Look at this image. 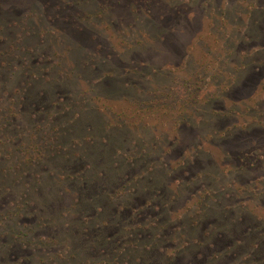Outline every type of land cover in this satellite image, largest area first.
<instances>
[{
    "label": "rangeland",
    "instance_id": "374dc122",
    "mask_svg": "<svg viewBox=\"0 0 264 264\" xmlns=\"http://www.w3.org/2000/svg\"><path fill=\"white\" fill-rule=\"evenodd\" d=\"M0 264H264V0H0Z\"/></svg>",
    "mask_w": 264,
    "mask_h": 264
}]
</instances>
